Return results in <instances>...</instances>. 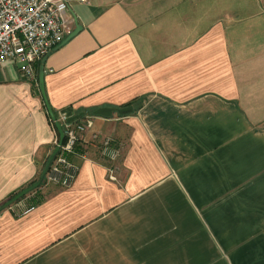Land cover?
<instances>
[{
    "label": "crops",
    "instance_id": "crops-1",
    "mask_svg": "<svg viewBox=\"0 0 264 264\" xmlns=\"http://www.w3.org/2000/svg\"><path fill=\"white\" fill-rule=\"evenodd\" d=\"M40 66L35 85L0 65V204L56 137ZM42 66L58 116L133 110L87 114L73 181L0 209V264H264L261 0H69ZM104 137L120 147L116 181Z\"/></svg>",
    "mask_w": 264,
    "mask_h": 264
},
{
    "label": "built area",
    "instance_id": "built-area-1",
    "mask_svg": "<svg viewBox=\"0 0 264 264\" xmlns=\"http://www.w3.org/2000/svg\"><path fill=\"white\" fill-rule=\"evenodd\" d=\"M68 5L69 0H0V65L11 63L22 78L37 85L35 66L42 64L63 42ZM66 117L61 112L58 119L65 121ZM85 126V118L66 125V139L62 144H58L56 135L53 145L59 146L58 153L44 175L45 183L67 186L73 181L77 168L69 155L82 138ZM99 150L110 161L108 178L118 180L115 163L120 155V147L113 139L104 137L99 141ZM17 207L18 213H25L30 208L23 204Z\"/></svg>",
    "mask_w": 264,
    "mask_h": 264
},
{
    "label": "trees",
    "instance_id": "trees-1",
    "mask_svg": "<svg viewBox=\"0 0 264 264\" xmlns=\"http://www.w3.org/2000/svg\"><path fill=\"white\" fill-rule=\"evenodd\" d=\"M130 104H131V103L127 104L126 106H130ZM46 109H47V108H46ZM95 109H96L95 107H90V108H80V109H77V110H71V112L67 114V117H66L65 121H61V120L58 119V113H57V111L54 110L53 108H52V111H53V117H51V116L49 115L48 111H47V113H48V118H49V122H50L51 126L53 127V129H54V131H55V133H56V135H57V139H58V140H59V131H58V128H57V124H59V126L61 127V130H62V132H63V139H62L61 144H62V143L65 141V139H66V134H65L66 125H70V124H73V123H75V122H78L80 119L84 118L87 114L94 115L93 111H94ZM69 118H71V119H69ZM113 142L116 143L115 140H113ZM76 144H77V142H76ZM116 144H117V143H116ZM117 145H118V144H117ZM75 146H76V145H75ZM54 148H55V145H53V144H52L51 146H49V152H48V154L43 158V160H42L41 163H40L39 175L37 176V178H36L35 180L29 182L26 186H28V185L34 183V182L39 178V176H40V174H41V172H42V170H43V168H44V166H45V164H46V161H47V159H48V156H49V154L52 152V150H53ZM57 153H58V151H57ZM57 153H56V154H57ZM56 154H55V155H56ZM49 165H50V164H49ZM48 168H49V166L47 167V169H48ZM43 183H45V179H44V177H43L42 181L40 182V184H39L37 187L31 189L30 191H28L27 193H25L24 195H22L21 197H19L17 200H15V201H13L12 203H10L9 205H11V204H13V203H15V202H17V201L23 199V198L26 197L29 193L34 192V191H35V195H34V197H33L30 201H28L27 206L32 207V206L36 205L38 202H40V201L42 200V194L38 193V195H37L36 191H37L38 187L41 186ZM26 186H24L23 188H25ZM23 188H21L20 190H22ZM20 190H18V191H20ZM18 191L11 193V194L7 197L6 200H8L11 196H13L14 194H16ZM6 200H5V201H6ZM5 201H3V202H5ZM3 202H2V203H3ZM2 203H1V204H2ZM9 205H7V206H9ZM7 206H5V207H7Z\"/></svg>",
    "mask_w": 264,
    "mask_h": 264
},
{
    "label": "water",
    "instance_id": "water-1",
    "mask_svg": "<svg viewBox=\"0 0 264 264\" xmlns=\"http://www.w3.org/2000/svg\"><path fill=\"white\" fill-rule=\"evenodd\" d=\"M42 77H43V66L41 64L40 69H39V75H38V87L41 93V96L43 98L45 107L47 108V111L49 113V115L51 117H53V111L52 108L49 106L47 99L45 97V93L43 90V83H42ZM133 110V107L131 106H127V107H120V108H112V107H98L96 108L93 113L94 114H98V115H103V116H110L111 113L113 111H116L119 114H124L127 112H130ZM71 119V118H69ZM57 128L59 131V140H58V144H61L62 139H63V132L61 130V127L59 126V124H57ZM59 146L56 145L55 148L52 150V152L49 154L48 159L46 161V164L39 176V178L32 184L26 186L25 188H23L22 190L18 191L16 194H14L13 196H11L8 200H6L5 202H3L2 204H0V209L4 208L5 206L9 205L10 203H12L13 201L17 200L19 197H21L22 195H24L25 193H27L28 191H30L31 189L37 187L40 182L42 181L46 171H47V167L49 166V164L51 163L52 159L54 158L55 154L58 151Z\"/></svg>",
    "mask_w": 264,
    "mask_h": 264
},
{
    "label": "rangeland",
    "instance_id": "rangeland-1",
    "mask_svg": "<svg viewBox=\"0 0 264 264\" xmlns=\"http://www.w3.org/2000/svg\"><path fill=\"white\" fill-rule=\"evenodd\" d=\"M261 4H262L263 9H264V0H261Z\"/></svg>",
    "mask_w": 264,
    "mask_h": 264
}]
</instances>
